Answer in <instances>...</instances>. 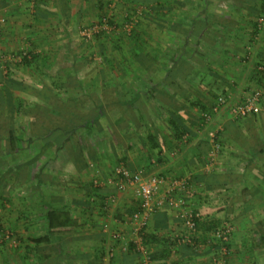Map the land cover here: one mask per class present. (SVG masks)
<instances>
[{
  "label": "crops",
  "instance_id": "1",
  "mask_svg": "<svg viewBox=\"0 0 264 264\" xmlns=\"http://www.w3.org/2000/svg\"><path fill=\"white\" fill-rule=\"evenodd\" d=\"M169 1V17L166 20L160 17L162 21H159L157 15L152 14L142 19L136 28L138 39L134 37L133 40L155 43L152 44V57L164 60V54H167L169 64L173 61L172 65L166 67L151 61V66L148 64L146 68L147 71L151 70L153 77L162 73H178L177 70L184 67L183 74L176 79L177 82L166 83L164 77L163 81L145 83L138 80L145 78L141 66L124 65L127 74L133 72L139 76L131 77L128 80L131 82L105 87L103 97L96 102L103 105L104 122L108 126L103 145L79 147L80 155L69 156L63 164L69 173L62 168L49 169L44 161L39 172L33 177H25L30 174L31 165H24L23 185L30 189V193H24L26 200H32L33 189H38L39 208L16 206L19 193H14L13 187L7 191L8 202H13L16 208L12 211L13 224L17 228L22 227L19 230L24 235L20 237L27 238L19 246L24 251L22 257L13 264H52V257L43 256L49 254L57 255V259L61 257L59 264L141 262L133 250L124 251L111 235L117 230L126 234L130 232V213L138 207L132 189L121 190L117 185L115 161L119 156L120 161L128 167L142 170L145 174L164 172L171 177L190 174L188 177L192 178L195 203L203 214L199 224V237L203 243L211 239L213 231L222 224L232 226L230 250L224 262L218 260L220 256L214 245L205 244L196 253L179 247L178 264H264V133L257 120L260 114L236 118L228 108V111L218 113L217 119L225 129L218 132L222 147L210 162L217 161L211 165H206L205 158L212 149V143L207 133H201L198 129L201 109L212 106L214 91L218 95L224 92V95L240 97L241 100L245 93L243 88L255 89L259 83L253 74L258 61L263 59L260 63H264V21L259 24V18H264V2ZM0 4L6 7L3 9L8 17L5 36L8 31H16L25 33L34 43L38 40L53 43L46 56V60L53 65L58 60L56 53L64 48L61 42L77 41L81 26L99 16L103 7L100 0H0ZM151 5L155 7L156 4ZM119 7L120 13L126 15L124 7L121 4ZM249 47L253 50V56L248 53ZM145 54L147 51L136 55L142 59V63L146 62L143 59ZM193 59H199L200 64L197 65ZM183 61L186 66H181ZM207 64L215 68L210 69ZM119 67L122 71V66ZM56 68L58 70L59 67ZM193 76L199 81L192 82L195 79ZM212 80H216L213 86L205 85L206 81ZM113 88L121 90L119 96L111 93ZM146 90L152 94L145 95ZM150 95L152 101L164 105V113L153 109L144 113L141 110L140 107ZM181 133L183 136H180ZM63 149L57 148L55 153ZM86 159L93 163V168L88 166ZM201 175H206V178L203 179ZM95 177L102 182L96 192L98 200L91 210L85 211L86 195ZM207 177L209 180L205 181ZM49 202L59 207L62 203L74 205L71 208L72 216L82 226L74 228L69 236L65 232L66 236L60 243L56 240L37 247V252L43 256L37 258L30 252V247H33L29 241L33 237L30 231L34 226L30 220L32 216L41 218L39 234L45 233L44 216L51 206ZM9 203L5 206H10ZM103 203L104 207L101 206ZM179 229L180 220L169 208L156 212L147 226V231L160 238L170 237ZM163 242L160 239V242L155 241L146 247L154 253L163 247ZM113 247L115 256L108 258L107 253ZM151 264L159 263L152 261Z\"/></svg>",
  "mask_w": 264,
  "mask_h": 264
},
{
  "label": "rangeland",
  "instance_id": "2",
  "mask_svg": "<svg viewBox=\"0 0 264 264\" xmlns=\"http://www.w3.org/2000/svg\"><path fill=\"white\" fill-rule=\"evenodd\" d=\"M100 1L104 3V1H107V0H100ZM109 1H110V6H109ZM109 1H108V5L106 8L100 9L99 16H95V18L90 23L83 24L81 26L78 32L79 37L77 41L61 42L60 45H62L64 48H62L59 51V53H56L58 60L56 64L54 63L55 65L50 63L48 67L43 68L42 66V73L45 74L44 79L48 81L49 83L53 81L52 75H54L55 73L61 74L60 78H58L56 74L54 76V80L57 81L58 83L57 85L60 86L59 91H58L60 96L63 98L73 97L76 101L75 107L78 110H81V112L91 115L90 117L87 116V118L89 119V122L80 123L81 125L79 124V126H76V128H74V131H73L74 133L71 136L73 138L70 139V142H74L75 141L74 137L78 138L79 135H82V137L80 136L82 139L81 145L84 147H88V148H91V146H97V145L101 147V145H103V140H104L103 136H104L105 130H107L106 127H108L106 126L104 122V118H105L104 116L96 120H95V117H92V112H93L92 109H94L95 103L99 101L98 99L103 97L104 88L109 85H114L115 83L119 84L121 82H126V83L131 82V81H128V80H131V77L135 78L139 76V75L134 74L133 72L131 74H127L126 70L124 71L125 66L127 67L128 66H132V67L141 66L142 68L141 67L140 68L143 70V74L145 78L144 80L141 78L138 80L144 81L146 83L152 80L155 82H158L160 80L163 81V78L166 76V74L162 73L160 75L158 74V76L156 74L155 77H153L150 72L151 70L148 69L147 71V68H146V65L148 64L151 66L152 64L150 63L151 61H154L155 65L159 64L162 67H166L168 65L173 64V61H170L171 64H169V61H168L169 59H165L167 63L162 65L161 63L164 60L161 57L160 58L154 57V60H153V57H152L153 54L151 51H153L152 44H155V43H150V42L149 44L144 45V48H143L145 53L147 51L146 57L149 60V62L146 60L145 63H142V60H140L133 53L135 45L132 44L133 40H130V38L128 37L129 35L126 34L127 31L124 29V24L126 23V21L130 19L132 15L131 13L133 12L134 14V9H136L137 7L140 10V12L144 10V13L136 17L138 21H141L139 17L145 19L146 17H148V15H152V14L157 15V19H159V21H162L160 17H163L166 20V18L169 17V10L167 8V5L171 3L169 0H159L158 3H156L155 7H152L149 5H146V6L144 5L145 7H142L143 5L136 7V6H133L134 4L130 3L128 0H109ZM262 2H264V0H262ZM226 3L224 4L226 5ZM120 4L122 5V7H124L126 15H124V12L120 13L121 12V9L119 7ZM3 8H6V7L5 6L2 7L0 4V17L1 18L4 17L5 19L4 24L1 25L0 27L1 28L0 29V74H2V79L0 80V91L3 94V95L1 94L2 97H4L5 99L4 106L2 107L0 104V116H1L0 117V135L5 133V130H7L1 127V125H3V122L6 118L10 119L12 123V129L16 133L19 132V129L21 126L25 127L26 129L31 127V123H30L31 120L29 116H22L18 112L16 113V110L20 108L21 105L19 106L18 101H16L17 102L16 104L15 100H18V98L20 99L25 98L26 100L25 95L13 89H10L9 91V88L5 84L6 79L10 75H13V77H16L18 79H23V75L25 72L33 73L34 69L29 67L28 65L25 66V65L20 64L23 57L26 56L28 52L32 51L34 53H39L45 59H48V57H46L48 56L47 51H50V44L54 45L53 43H46L41 40H38L36 41V43H34L28 39L29 37L25 33H19V32L16 33V31L14 32L12 31V33L8 31V33L5 36V33H6L5 30H6V27H8V17L5 12L6 10ZM110 18L113 19L115 23V27L114 25H111L110 23L107 22L108 25L106 24L107 28H105L103 26V24L105 23L104 20L105 19L109 20ZM94 24L99 25L98 31H95L90 39H85L82 36V30L84 28H91L94 26ZM111 26H113V28H111ZM247 50H248V53L251 54L250 56H253L252 55L253 50L251 51L250 47ZM49 57H53V55H50ZM86 61H88L87 64H86ZM119 66H122L123 68L122 71H124L125 73H121L122 71L121 69H119L120 68ZM56 67H59L58 70ZM114 68H118V70ZM14 69H15V74L12 72V70ZM75 74H78L81 77L80 78L81 85L76 84L75 87L66 86L65 88H62V86L60 85L62 81L67 79L69 76L75 75ZM219 74H222V73H219ZM196 76L199 77V75H196ZM224 76H226V74H224ZM34 80L38 82V79H34ZM135 80H137V78ZM198 81L199 79L195 78L193 79L192 82H198ZM215 82L214 80L210 82L206 81L205 85L211 87L213 86ZM91 85L93 89L89 87ZM254 88L258 89L260 87L259 85L257 86L255 85ZM113 89L114 90H112L111 93H113L114 96H119L118 94L120 93L121 90H116L117 88H113ZM243 89H244L243 90L244 92H248L251 90L248 87L243 88ZM130 91L131 89L128 90V93H130ZM9 92H11L12 95H10ZM147 93L152 94L150 90L144 91L145 95H147ZM220 96L227 98V100L231 104H234L240 101V97L234 98L232 95L230 97V95H224V92L223 94L218 95L217 92L214 91L212 93V99H214L212 106L208 109H201V112L199 114L201 116L203 111H206V112H209L212 117L211 122L207 126L203 125L202 121L199 120L198 129L201 133H205V132L207 133L208 127L212 129H215V128L219 129V131H221V129H225L223 123L218 121L217 115L219 112H222L221 110L228 111L226 110L227 108L226 107H224L223 109L219 108L218 111L214 110L216 101L218 97ZM10 97H12L13 103L11 102L12 99H10ZM150 97L151 95L149 96V98L148 97L146 98V101L143 107L142 106L140 107L141 110L143 109L144 113H147V112L149 113L150 110L153 109L154 111L159 110L162 113L163 109H165L164 105L159 104L160 102L158 101H152V98L150 99ZM27 100L30 101L31 99L27 98ZM27 102L23 101L22 105L26 106ZM103 111H104V107H103ZM257 120H259L258 121L259 127L262 133H264V112L260 114L259 117H257ZM200 121H201V124H200ZM28 132L29 131L25 132L26 134L24 136V140L20 143V147H18V149L15 152H10V153L7 152L6 154L5 152H3L4 155L1 156L0 158V162L2 161V164H3L2 166H0V201L2 202L0 203V220L2 221V224L5 227V231L0 237L2 238V242H0V264L16 263V259H19L20 257H22L21 256L23 255L22 252H24L22 249H19V246L21 245L22 240L24 239L25 241L27 240V238L20 237L21 234L24 235V233L20 232L19 230V229L22 230V227L17 228V226L13 224L14 217L12 215L13 213L12 211H14L15 206L13 205L14 204L13 202L11 203L8 202L7 200L8 192L7 191H10L13 187L14 193L16 194L19 193L17 194L18 201H15L16 206H23L26 208L28 207V209H31L34 206L36 208H39L38 202H37L38 201L37 200L38 199V193H37L38 189L34 188L33 192L31 190L32 192L31 194H33L32 200L30 201L26 200L25 194L30 193V189L23 185L25 177H29V176L33 177L34 174L39 172L40 171L39 168L41 167L44 161L47 162L49 169H57V168L61 169L62 168L61 170H63L67 168V167L64 168L63 164L66 162V159L70 156L67 148H64V149L62 148L63 150L57 153H53L51 150L46 149V148L44 149L43 146H41V142L39 139L29 138L30 136L28 135ZM3 145H4L3 141H0V147H3ZM71 145L73 144L69 143V146ZM100 149L101 148H98V150ZM214 149L215 148L212 146V149L206 155V158H205L207 160L206 165H211V163H214L215 161H217L215 160L214 162H210L212 161V158L215 159V157H217V150H215L216 153L215 155H213ZM220 150H218V152ZM2 151L4 150L2 149ZM39 151L42 153L40 154ZM210 153H212V155ZM77 158L79 160V156ZM120 158L121 157L119 156L117 160L115 161V165H116L115 167H117L118 165L122 163L125 164L124 162L120 161ZM31 159L33 160V162H30ZM85 161L87 162L89 167L93 168V163L91 161L88 162L87 159ZM26 163L31 165V167H30V174L24 177L25 173L23 169ZM65 170L67 171V173H69V170L67 169ZM161 174H164V172ZM189 175L190 174H187V176L184 175V176H180L177 178L188 177ZM168 177H171V176H168ZM95 178H96L95 180H97L100 184H102L99 177H95ZM13 194H10V195H13ZM7 203H9L10 206L6 207L5 204ZM27 219H30V217ZM41 220H42L41 218L39 219L37 217L32 216V219L30 220V222H32L34 226L31 228L32 230L30 231L31 232L30 234L35 235L33 234V232L37 234L41 232V227H42L40 224ZM26 234L29 235L28 233ZM150 252H151L150 254L152 255L153 254L152 251ZM139 258L143 259L141 256Z\"/></svg>",
  "mask_w": 264,
  "mask_h": 264
},
{
  "label": "trees",
  "instance_id": "3",
  "mask_svg": "<svg viewBox=\"0 0 264 264\" xmlns=\"http://www.w3.org/2000/svg\"><path fill=\"white\" fill-rule=\"evenodd\" d=\"M108 1L109 0H107L106 2L104 1L105 3H103L102 8L107 7ZM128 1L132 4H134L133 6L137 7V6L143 5L142 7H145L146 5L152 6L151 5L152 3L156 4V3H158L159 0H128ZM136 4H138V5H136ZM109 6H110V1H109ZM138 10H139L138 7L136 9H134V14H133V12L131 13L132 15H131L130 19L133 17H137L140 14L144 13V10H142L141 12L139 10L140 13L138 12ZM139 18L141 20L143 19L141 17H139ZM109 23L111 25H114V27H115V23H114L113 19L110 18ZM139 23L140 22L137 19V21L134 23L131 31L129 33H126L127 35H129L128 37L130 38V40H133L134 37L136 39H138L137 38L138 32H137L136 28L138 27ZM133 41H132V44H134L136 46V47H134V49L137 48V50H135V51L133 50L134 51L133 53L135 55H137V53L140 54L141 52H144V49H143L144 45L143 44H145V45L149 44V41H145V40H141L139 42H136V41L133 42ZM164 57H165V59H168L167 54H164ZM143 59H145L149 62V60L146 57V54L143 55ZM165 59L162 62V65L167 63ZM153 60H154V58H153ZM178 60H179V58L176 59V62H178ZM262 61H263V59L258 61V63L256 62L257 66L254 68L255 71L253 74V78H255L259 82L257 85H259V87L263 88L264 87V83H263L264 71H260L257 69L258 65L261 64L260 62H262ZM193 62H195L197 65H199L201 61L199 59H193ZM50 63L51 62L46 60L41 54L34 53L32 51L28 52V54L23 57L20 64L25 65V66L28 65L29 67L34 69L33 73H26L25 72L23 75V79H18L16 77H13V75H10L6 79L5 84L9 88V91H10V89L17 90V91H19L25 95L26 100H27V98L31 99L30 101L27 100L28 102L25 100V98H22V99L18 98V100H15V102L18 101L19 106L21 105V107L16 110V113L18 112L22 116H29L30 120H31L30 121L31 127L26 129L25 127L21 126L19 129V132L16 133L12 129V123H11L10 119L6 118L4 120L5 123L3 122V125H1V127L5 128L7 130H5V133L0 135V141H3V144H4L3 147H0V158H1V156L4 155L3 152H5V154L7 152H9V153L15 152L18 149V147H20V143L24 140V136L26 134L25 132H27V131H29L28 132V135L30 136L29 138L39 139L41 142V146H43L44 149L45 148L49 149L53 153H55L57 148H67L70 156L80 155V152L78 153V149H79V147H83L81 145L82 135H79L78 138L74 137V139H75L74 142H70V139L73 138L71 136L74 133L73 132L74 128H76V126H79L80 123L89 122V119L87 118V116L90 117L91 115L85 114V113L81 112V110H78L75 107L76 101L73 97L63 98L60 96V94L58 93L60 86L57 85L58 84L57 81L54 80L55 74L58 78H60V75H61L60 73H55L54 75L51 74L53 81L50 83L44 79L45 74L42 73V66H43V68L48 67L50 65ZM87 63H88V61H86V64ZM181 63H182L181 66L187 65V64H184V61ZM207 65L210 69L215 68L214 65H210V64H207ZM191 66L194 67V65H191ZM183 69H184V67H183ZM183 69L181 68V70H177L178 73L170 72V73L166 74V76H165L166 83H168L170 81H171V83L177 82L176 79L183 74ZM12 72L15 74V69L12 70ZM34 72L36 75L34 74ZM80 78L81 77L78 74L71 75L67 79L63 80L60 85L62 86V88H65L66 86L75 87L76 84L81 85V79ZM1 79H2V74H0V80ZM34 79H38V82L35 81ZM89 87L92 88V85ZM1 94L2 93L0 91V104L3 107L5 99H4V97H2L3 94L2 95ZM9 94L12 95L11 92H9ZM10 99H12V97H10ZM22 100L27 102L26 106L22 105V103H23ZM98 100H100V98ZM11 102L13 103V99ZM16 104H17V102H16ZM12 106H13V104H12ZM92 110H93L92 117H95V120L100 119V117L103 116L104 111H103V105L102 104L95 103L94 109H92ZM180 136H183V133H181ZM69 143H72L73 145L69 146ZM1 148L4 151H2ZM39 153L41 154L42 152L39 151ZM39 153H37V154H39ZM31 162H33L32 159H31ZM2 165L3 164L1 161L0 166H2ZM201 176H203V179L206 178L205 177L206 175H201ZM190 179H192V178H190ZM197 179H202V178L198 177ZM208 180H209V178L207 177V180H205V181H208ZM99 189H100V187L95 186L92 182L91 190H89L90 192H88V194L86 195V204L84 206L85 211L91 210L92 207L95 206V203H97L98 195L96 192ZM93 197H95V198L93 199ZM49 205H51V206L47 209V213L44 216V219L46 220V230H45L46 232L43 234L33 235V237L29 238V241H31V243L33 244V247L32 246L31 247L29 246V247L31 249L30 252H33L35 254V257H37V258H41L43 256L52 257V259H53L52 264H59L58 262L60 261L61 257H59L57 259V255H54V254L41 256V254H39L37 252V247H39L42 244L53 243L56 240H58L60 243L62 241V238H64V236H66V233L69 236L70 232L72 233V230H74V228L80 227V226H82V224L79 225L78 220L74 219L72 216L73 212L71 211V208L74 205L71 204V205L67 206L63 203L61 204L62 206H60V207L54 206V205H52V203H50ZM101 206L104 207V203L101 204ZM134 211H132L130 213V216L132 215V213ZM83 225H87V224L83 223ZM4 231H5V227L2 224V221L0 220V237ZM160 239L164 240V242L161 243L163 245V247L152 254V259L154 261H158L159 264H163L165 262V260H167L169 255L171 254V250H170V245L172 243L170 241L171 237L160 238L159 236H157L153 232H149L147 230L145 231L144 244L147 247L150 244H154L155 241L160 242ZM129 250H133L138 257L141 256L139 253H137L133 249V245L130 246ZM148 250H150V249L148 248ZM176 264H178V263L176 262Z\"/></svg>",
  "mask_w": 264,
  "mask_h": 264
},
{
  "label": "built area",
  "instance_id": "4",
  "mask_svg": "<svg viewBox=\"0 0 264 264\" xmlns=\"http://www.w3.org/2000/svg\"><path fill=\"white\" fill-rule=\"evenodd\" d=\"M137 21L136 17L131 18L124 24V29L129 33ZM264 21L263 17L259 18V24ZM5 22L4 17H0V27ZM103 26L107 28L108 19L104 20ZM107 24V25H106ZM259 25V27H261ZM113 28V26H111ZM1 29V28H0ZM99 25L94 24L91 28H84L82 36L85 39H90L95 31H98ZM109 29V27H108ZM258 70L264 71V63L258 65ZM264 82V81H263ZM264 87L252 89L245 92L242 99L234 104L229 103L227 98L220 96L214 107L215 111L219 108H228L236 118H245L249 115H259L264 112ZM203 125H208L211 122L209 112L203 111L201 114ZM219 129L208 127L207 136L215 148L220 150L222 144L218 139ZM117 185L121 190L132 189L135 197L138 200V207L129 218L130 232L126 234L122 230L113 232L112 239L120 244L124 251H128L130 246L141 255L143 259L136 264H151L152 255L144 244L145 231L149 223V219L163 208H169L174 211L180 220V229L171 235L170 245L171 254L163 264H176L179 256V247H186L193 252H198L205 244L214 245L219 253V261L224 262L230 250L231 236L233 228L231 225L224 223L213 231V237L207 239L203 243L200 239L199 224L203 220V214L198 209L195 203V191L192 188V182L189 177H168L164 174L153 173L145 174L142 170H134L120 164L116 167ZM94 185L100 187L101 184L95 180ZM95 197H93L94 199ZM2 242V238H0ZM115 256L114 247L108 253V258Z\"/></svg>",
  "mask_w": 264,
  "mask_h": 264
}]
</instances>
